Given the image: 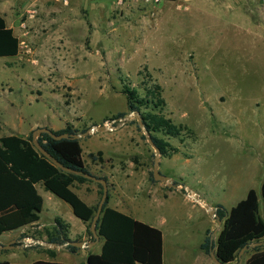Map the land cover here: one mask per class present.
<instances>
[{"label": "rangeland", "instance_id": "rangeland-1", "mask_svg": "<svg viewBox=\"0 0 264 264\" xmlns=\"http://www.w3.org/2000/svg\"><path fill=\"white\" fill-rule=\"evenodd\" d=\"M162 1L69 0L65 13L56 17L42 14L31 27L39 35L33 53L37 63L8 60L7 77L16 88L8 100L0 102V117L25 129L39 124L53 130L71 121L83 131L95 125L110 126L112 120L107 119L120 113L126 114L120 119L132 114L126 122L116 121L115 130L95 135L101 142L91 137L80 139L88 170L108 178L110 196L117 193L118 207L137 213L145 222L164 220L166 264H188L200 254L208 232L215 241L223 227L201 202L216 210L224 201L230 209L250 188L260 195L264 160H259L264 158L260 149L264 140L259 105L264 99V54L242 9L231 13L213 1L203 2L198 11L194 5L200 1L191 3L192 10H179V3L164 1V8L176 13L165 12L159 25L140 35L137 46L115 43L116 31L137 25L134 11L146 10L148 5L155 8ZM47 3V7L56 8ZM60 32L67 33L73 64L62 63L56 55L51 37ZM21 55L32 53L22 47ZM124 84L141 96L154 85L161 86L166 102L163 115L185 128L177 138L158 135L171 153L160 156V172L180 185L172 187L169 181L155 180L156 151L138 116L128 108ZM234 130L240 141L233 145L228 137ZM247 133L250 136L245 142L242 138ZM250 141L257 148L252 154L247 151ZM102 147L104 162H93L87 152ZM238 184L239 190L234 191ZM88 185L97 188L95 182ZM220 186L226 188L225 194ZM193 193L200 202L194 201ZM260 208L263 216L261 201ZM90 231L88 227L87 236L92 237ZM37 234L27 228L15 248L33 250ZM9 249L0 251V259L9 258ZM251 249L246 252L251 254ZM63 254V262L76 264L80 260Z\"/></svg>", "mask_w": 264, "mask_h": 264}, {"label": "trees", "instance_id": "trees-1", "mask_svg": "<svg viewBox=\"0 0 264 264\" xmlns=\"http://www.w3.org/2000/svg\"><path fill=\"white\" fill-rule=\"evenodd\" d=\"M19 52L20 40L15 36L13 29L8 27L5 18L0 13V57H14ZM152 88L141 96L137 89L124 84L122 93L127 98L130 112L139 113L151 138L160 149L161 155L170 156L171 153L166 148L167 144L158 135L177 138L181 136L185 128L165 118L163 109L166 102L162 97V88L159 85H154ZM125 115L120 113L113 119H119ZM86 130L79 131L67 125L64 130L54 132L56 134H78ZM38 143L64 167L92 174L83 159L81 140L71 138L55 140L48 134H40ZM89 157L93 162H104L102 151L97 154L90 153ZM97 177L108 182L107 177ZM86 182L92 181L81 174L63 171L43 156L33 143V135L28 139L15 135L0 138V236L6 232L20 230L40 219L43 199L36 188L39 183H42L47 191L69 204L75 216L91 228V222L98 206L88 205L74 190L77 184ZM174 184L180 185L181 183L175 182ZM98 185L100 195H103V186ZM109 200L110 194H108L96 225L97 232L104 241L102 251L99 254L89 253L87 264H164L162 231L109 207ZM216 213L223 227L215 241L208 232L201 248L207 254L214 249L217 258L222 263L234 264L244 247L264 241V179L260 195L252 188L247 197L231 209L217 204ZM90 233L93 237V233L91 231ZM46 235L50 243L65 244L71 240L70 225L57 218L53 230L46 229ZM67 249L72 253L79 250L74 246H68ZM251 250L252 254L246 264H264V247L257 246ZM49 253L52 258L55 257L54 251L49 250ZM0 264L13 263L0 261ZM30 264L68 263L38 260Z\"/></svg>", "mask_w": 264, "mask_h": 264}, {"label": "crops", "instance_id": "crops-1", "mask_svg": "<svg viewBox=\"0 0 264 264\" xmlns=\"http://www.w3.org/2000/svg\"><path fill=\"white\" fill-rule=\"evenodd\" d=\"M48 1H50L51 6L53 7L56 6V8L47 7ZM164 1L166 0H163L160 4L156 5L155 8L154 6L152 7L151 5L150 6L148 5L146 10L137 9L136 11H134L135 13L134 17L136 19L137 25L136 26L132 25L130 26V28L116 31V34L114 36L115 43L119 42L122 46H126L127 44L131 43L134 46H137V44L140 41V35H144V34L147 35V32L149 29H152V27L159 25L162 21V18L165 12H170L172 14L176 13L174 12V9L172 8L169 10L165 9L164 8L165 4L163 3ZM197 1H200L199 4L197 3L195 5L193 4L194 8L197 11L205 5L203 4V2L205 1L206 2H209V1L216 2V5H218L221 9H227L231 13H234L238 11L239 9H242L243 15L247 16V18L251 22V26H252L251 31L259 39V42L257 43H259V45L260 44L262 45V50L264 54V0H178V1H173V2L179 3L177 5V9L179 10H182V9L192 10L193 6L191 5V3L193 2L195 3ZM220 1L222 2L221 4L219 3ZM68 3H69V0H0V13L5 18L8 27L13 29L15 36L18 37L20 40V52L17 56L0 57V78H4L3 82L1 83V88H0V102L8 100V97H10L13 93H15V88H16L14 83H11L9 81V78L7 77L8 72L10 70V64L8 60L13 58L15 60H18L19 62L32 60L35 63H37V59L34 58L33 53L36 51V45L38 44L37 40H38L39 35L38 33L35 34V32L31 30L32 25L37 22V19L42 14H44V16L56 17V16H59L65 13L64 10H65V7L69 6ZM58 6L60 8H58ZM256 6H258V8H256ZM166 22H168V24L172 23L171 20H168ZM98 36H99L98 39H100V34H98ZM104 37L107 39L106 35H104ZM51 38L52 40H54L53 46L56 48V55L59 59H61V62L65 64H73L74 63V61L72 60L73 54L68 47L70 41L68 39L67 33L60 32L57 34V36L52 35ZM93 42L94 40L91 39L89 43L92 44ZM22 47L26 48V52L28 53L31 52L32 56L31 55L22 56L21 55ZM107 55H108V52L106 53L105 51L104 56L106 57ZM4 61H8V62H4ZM20 81L23 82L22 80ZM70 123L73 124L71 121H67L64 127L62 126V127H57L55 129L52 128V129L54 131H61V130H64L67 127V125ZM259 124H260V129H261V136L264 140V99L261 100L260 105H259ZM40 126L41 125L39 124H35V125L30 126L29 129H25L20 124L16 126L15 124L6 122L5 119L2 120L0 117V138L15 135V136H20L25 139H28L31 135H33V132L35 130L40 128ZM72 126L75 129H77V125L73 124ZM101 133H104V132H97L87 137H91V139L101 142V138L99 136L95 137V135H100ZM251 133L252 131L250 132V134ZM229 136L230 137H228V140H230L233 145L235 143H239L240 141L239 138L235 137V130ZM249 136L250 135L248 133L243 134V138H242L243 141L246 142L245 138H248ZM81 146H82V143H81ZM249 148L250 149L247 150L249 154H252L251 151H255L257 149L255 144L251 141L249 143ZM260 149L262 150V152H264V146ZM99 151H102L103 155L105 156L106 151L105 149H103V147L97 151L89 150L87 154L96 153ZM233 151H236V150L234 149ZM85 154L83 153L84 160H85L84 158ZM255 157H258V156H255ZM261 158L262 157H260L259 161L264 160V158L263 159ZM262 163L264 164V161ZM263 179H264V175L261 180V185H262ZM88 183L90 182H86L84 184H77L74 190L88 205L92 207L98 206L101 200L100 188L98 186L99 183H97V188L88 185ZM91 183H94V181ZM234 183L235 182H233L232 184L234 185ZM240 185L241 184H238V186L236 187L234 191L239 190ZM36 188H37L39 195L43 199V209H42V212L40 213V219L37 222L27 227H24L20 230L10 231V232H6L2 234L0 236V251L6 248L9 249L11 245H16L18 243V237L21 235V233L30 227L37 230L38 232L37 236H35L36 237L35 240L50 243L47 240L48 237L46 235V229L53 230V228L55 227V220L57 218L62 219L65 223L70 225L71 240L84 241L87 243H91L95 241L94 236L93 237L87 236L88 224L84 223L82 220H80L78 217L75 216L69 204L68 205L70 206V208H68V206H65L64 201L60 200L50 191H47L42 183L37 184ZM251 189L252 188L248 189L247 192H245L246 195H244L245 197L243 199L247 197ZM109 190H111L110 185H109ZM219 190L220 192L224 193L226 188L220 186ZM260 190H261V187H260ZM115 194L116 195L114 197L110 196L108 206L120 212H123L125 214H128L139 221H142L137 218V213H129L123 208L118 207L117 193ZM136 201L138 202V200ZM223 202L221 201L220 204L223 205ZM199 216L202 219L201 210H200ZM142 222L147 223L153 227L159 228L161 231H162V226H164V223H165L164 220H161L156 223L145 222V221H142ZM162 233H163V242L165 244V235L163 231ZM79 237H82V238L79 239ZM27 243H30V240ZM103 244H104V241L103 239L100 238L97 241L96 245L93 246V248L79 249L76 253H72L68 249H57V248L47 247V246L40 245V244H36L35 248L28 252L27 251L23 252L22 248H19V247L13 248V249L10 248L9 250L12 253L10 254L9 258L0 259V261H9L10 263H13V264H30L38 260L51 261V262H63V258L65 256V254L63 253H69L71 255L78 256L80 258L79 262L76 264H87V258H88L89 253H97V254L101 253ZM164 244H163V253H164L163 257H164V264H166ZM22 245L28 246L27 244H22ZM49 250H52L55 252L54 258L51 257ZM213 251L214 249H212L211 253ZM211 253L207 254L202 248H200V254L198 255V257H195V259H189L187 262L188 264H192V262L193 264H216L214 260L212 259ZM251 254H248V252H246L245 257L240 258L241 261L238 264H246ZM63 263H67V262H63ZM236 263L237 262H235L234 264Z\"/></svg>", "mask_w": 264, "mask_h": 264}, {"label": "water", "instance_id": "water-1", "mask_svg": "<svg viewBox=\"0 0 264 264\" xmlns=\"http://www.w3.org/2000/svg\"><path fill=\"white\" fill-rule=\"evenodd\" d=\"M133 114H136L138 116V122L140 124V126L143 128L144 133H145V137L148 139L149 143L152 145V147L155 149L156 154H155V164H154V171H153V176L155 178V180L157 181H169L170 182V186L175 187V184L172 180L171 177L169 176H165L160 172V156H161V151L160 149L156 146V144L154 143L153 139L150 136L149 131L147 130L146 126L144 125V123L142 122V119L139 115L138 112H133ZM132 114L129 115L128 117H125L124 119H115L112 120L110 123V126H106V124L103 125H96L93 127H90L89 129H87L85 132L82 133H78V134H69V133H62V134H56L53 130L47 128V127H43V128H39L37 130H35L33 132V143L36 147V149L43 155L45 156L47 159L51 160L53 162V164L55 166H57L58 168L62 169L65 172H70V173H74V174H81L83 175L85 178H87L88 180L94 181L96 183L102 184L103 186V195L101 197L100 203L98 205V209L97 212L91 222V232L94 235L95 241L91 242V243H87L84 241H75V240H70L68 242H66L65 244H54V243H46V242H41L38 240H34L35 244H40V245H44L47 247H53V248H57V249H67L68 246H74L77 247L78 249H86V248H93V246L96 245L97 241L100 239V236L97 232L96 229V225L97 222L102 214V211L104 209L106 200L108 198V194H109V186H108V182L103 179V178H98L97 176H94L92 174L89 173H81L78 171H74L72 169L66 168L64 167L58 160H56L55 158H53V156L46 151L39 143H38V137L40 134H48L50 135L53 139L55 140H62V139H67V138H71V139H78L80 140L81 138H85L91 134L97 133V132H105V131H112L115 130L116 127L114 126V123L118 120L122 121V122H126L131 118ZM195 202H199L200 200L198 198H194ZM204 207L206 208V210L209 212L210 216L215 218L218 222V225L220 226L222 224V221L219 219V217L217 216L216 210L212 209L210 207V205L205 204ZM216 233V232H215ZM262 242H256V243H252L249 247H244L240 253H239V258H241L243 256V254L250 248H255L257 246H262ZM15 245H11L10 248H15ZM212 259L214 260V262L216 264H224L222 263L216 256L215 251H213L211 253Z\"/></svg>", "mask_w": 264, "mask_h": 264}, {"label": "built area", "instance_id": "built-area-1", "mask_svg": "<svg viewBox=\"0 0 264 264\" xmlns=\"http://www.w3.org/2000/svg\"><path fill=\"white\" fill-rule=\"evenodd\" d=\"M146 2L159 3L160 0H145Z\"/></svg>", "mask_w": 264, "mask_h": 264}, {"label": "bare ground", "instance_id": "bare-ground-1", "mask_svg": "<svg viewBox=\"0 0 264 264\" xmlns=\"http://www.w3.org/2000/svg\"><path fill=\"white\" fill-rule=\"evenodd\" d=\"M192 196L194 197V198H196V195L193 193L192 194ZM200 202V201H199ZM203 205H205V203H203V202H201Z\"/></svg>", "mask_w": 264, "mask_h": 264}]
</instances>
